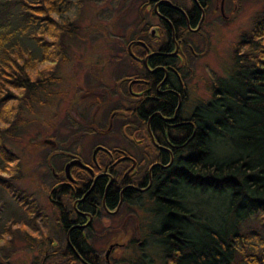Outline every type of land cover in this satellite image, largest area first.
I'll use <instances>...</instances> for the list:
<instances>
[{"label":"trees","instance_id":"obj_1","mask_svg":"<svg viewBox=\"0 0 264 264\" xmlns=\"http://www.w3.org/2000/svg\"><path fill=\"white\" fill-rule=\"evenodd\" d=\"M84 4L85 0L0 2V264H9L15 253L13 241L20 225L37 240H47L39 226L47 213L34 193L20 185L22 164L8 142L18 135L24 114L34 103H42L40 95L58 79V65L66 59L68 41L76 37L77 16ZM24 36L33 40L39 53L23 45ZM232 48L225 74L214 78L211 99L199 100L190 121L178 132L162 128L169 136L162 138L161 147L175 150L179 157L155 182H163L164 198L176 201L156 199L148 206L150 211L146 200H138L148 215L153 214V218L147 215L154 235L147 246L160 251L161 264H264V1L253 25L240 33ZM162 100L164 104L154 103L156 110L170 117L174 97L165 94ZM157 121L153 116L152 122ZM229 135L237 143L232 156H218L216 144L227 149ZM187 150L190 153H184ZM199 191L223 197L221 221L209 222L192 207ZM3 194L16 202L14 210L6 211ZM74 232L71 245L76 244H72ZM147 250L134 249L126 261L157 264ZM37 253L31 264L55 260V252L43 245ZM66 256L76 259L71 252ZM80 256L84 259L80 264H90ZM62 257L58 254L59 260Z\"/></svg>","mask_w":264,"mask_h":264},{"label":"flooded vegetation","instance_id":"obj_2","mask_svg":"<svg viewBox=\"0 0 264 264\" xmlns=\"http://www.w3.org/2000/svg\"><path fill=\"white\" fill-rule=\"evenodd\" d=\"M239 3V0H124L126 10L135 12L139 8L141 12H135L133 21H118L111 32L113 37H108L109 64L115 65L113 73L116 75V88L110 92L113 91L112 102L121 107L120 112L127 114L125 109H129L135 120L123 126L119 143L93 142L88 155L82 154L80 139L91 132L102 136L108 134L114 126L111 119L99 127H85L80 123V117L75 122L68 120L64 138L72 139L74 149L62 146L54 135L45 139L53 144L46 151L45 167L50 175L45 190L54 209L51 213L54 223L62 235L60 239L52 235V246L59 245L64 249L62 252H71L79 260H84L80 256L83 254L90 264H99L92 259V256L97 259L95 254L86 256L80 238L85 233L89 237L98 235L101 220L109 219L113 214L122 217L124 223L131 215L137 216L138 226L128 239L129 252L147 246L148 238L154 235L152 227L148 229L147 218L140 221L139 215L146 208L140 207L143 203L138 201L139 198L146 200L148 210L156 199L176 201L164 198L160 194L163 182H155L161 178L164 168L179 157L175 150L161 147L162 138L169 136L162 128L166 125L167 131L178 132L190 121L197 102L211 99L215 76L225 72H210L203 94L196 85L197 79L203 82L206 75L197 78V63L208 52V39L218 31L215 28L236 20ZM209 30L213 31L210 33ZM102 67L104 65L100 69ZM165 94L175 100L170 117L156 110L154 105L157 102L164 104ZM117 111L113 110L111 116ZM117 116L115 114L114 118ZM153 116L157 122H152ZM137 136L139 138L134 140ZM99 146L102 148H97ZM73 230L76 237L72 244L75 242V245L70 244ZM124 232L129 235L131 230L125 228ZM85 245L87 253L95 252L89 242ZM122 245L126 244L115 242L114 238L107 242L105 261L109 262V253L114 247Z\"/></svg>","mask_w":264,"mask_h":264},{"label":"rangeland","instance_id":"obj_3","mask_svg":"<svg viewBox=\"0 0 264 264\" xmlns=\"http://www.w3.org/2000/svg\"><path fill=\"white\" fill-rule=\"evenodd\" d=\"M5 1L0 0L2 4ZM239 1L238 10L236 9V20L228 25L225 24L222 27L215 28L218 31L208 39V52L204 54L205 57L202 61L197 63V78H205L206 75L203 82L197 79L196 85V89H199L203 94L205 85L209 81L208 74L210 72L218 74L226 72L225 68H228L231 61L232 47L238 41L240 33L253 25L255 14L262 9L264 0ZM126 9L124 0H85V4L77 16L76 37L68 41L66 59L58 65V79L47 87L45 93L40 95L41 98L39 99L42 103H34L31 111L24 114L26 117L25 122L21 126L18 135L8 142V146L18 154L22 164L21 169L24 177L20 181V185L34 193L47 213V217L39 222V226L47 233V240H44V242L37 240L32 232L24 230L20 225L18 239L13 241L16 250L11 256L9 264H31L33 257L39 254L37 253L39 245L55 252V260L49 261L50 264L52 262L73 264L66 253L62 252L64 249L62 250L59 245H51L52 235L57 236L59 239L62 235L54 223V216L51 215L54 209L47 198V190H45L49 184V173L45 167V155L52 144L45 141V139H49L54 135V139L62 146L74 149L72 139L64 138V132L66 131L64 128L68 120H70L69 122H75L80 117V123L85 127H99L105 126L111 119L110 123L114 126L108 134L102 136L91 132L90 134L86 133L80 139L82 154L88 155L89 150L93 147V142L102 141L106 145L119 143L123 126L135 120L129 109H125L127 114L120 112L119 108L121 107L112 102L113 91L116 88V75L113 73L115 65L110 66L109 64L111 54H109L110 45L108 41L110 38L108 37H113L111 32L116 29L118 21H133L136 18L135 12H141L139 8L135 12ZM213 30H209L210 33ZM22 40L23 45L32 49L33 53H39V49L29 36L22 37ZM51 56H53V53H51ZM102 65L104 67L100 69ZM112 89L113 91L110 92ZM47 93L48 96H46ZM113 110L118 111L111 116ZM79 113L83 115L81 116ZM115 114H118L116 118H114ZM232 136L229 135L228 137ZM138 138L137 136L134 140ZM232 140H235V138L228 139L227 149L223 148L220 143L216 144L218 156H232L233 146L237 144ZM2 198L5 201L6 211L14 210V207H17L16 202L9 195L3 194ZM194 199L192 207H195L199 213L206 216L209 222L212 218L221 221L223 209V197L221 195L212 196L211 191L208 194H206V191H199L194 194ZM158 208H156V211ZM150 216L149 214L148 218ZM139 217L147 218L146 211L141 213ZM136 226H138V219L135 214L134 216L131 215L126 223L117 214H113L109 219L101 220V224L97 229L98 235H91L88 239L95 251L91 254L100 256L101 264H129L125 259L128 256L132 257L131 254H128L130 250L128 239L134 235L135 232L133 231ZM125 228L131 230L129 235L124 232ZM113 238L115 242L126 245L114 247L109 253V262H106L104 254L107 249V242H110ZM132 245H135V243ZM145 248L148 249L146 253L154 258L157 264H161L160 251L152 245L145 246ZM58 254L63 255L61 260H59Z\"/></svg>","mask_w":264,"mask_h":264},{"label":"crops","instance_id":"obj_4","mask_svg":"<svg viewBox=\"0 0 264 264\" xmlns=\"http://www.w3.org/2000/svg\"><path fill=\"white\" fill-rule=\"evenodd\" d=\"M86 235H87V236H86ZM89 238H90V237H89V235H88L87 233H85V234L80 238V243H83V244H82V248H83V249L87 248L86 245H85V243L88 242V239H89ZM85 250L87 251L88 249H85ZM88 254L92 255L89 251H88ZM128 254H130V252H129ZM96 256H97V255H96ZM92 257H93V256H92ZM126 258H127V257H126ZM126 258H125V259H126ZM97 260H98V263L101 264L100 256H97ZM71 262H72L73 264H80L81 260H79V259L76 257V259H72Z\"/></svg>","mask_w":264,"mask_h":264},{"label":"water","instance_id":"obj_5","mask_svg":"<svg viewBox=\"0 0 264 264\" xmlns=\"http://www.w3.org/2000/svg\"><path fill=\"white\" fill-rule=\"evenodd\" d=\"M97 148H102L101 146L97 147ZM73 162V161H72ZM78 165H80V162H77ZM66 173L69 175V171L68 168H66ZM92 173V172H91ZM111 248V247H110Z\"/></svg>","mask_w":264,"mask_h":264}]
</instances>
